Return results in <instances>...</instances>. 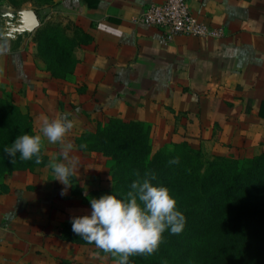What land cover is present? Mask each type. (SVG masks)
I'll return each mask as SVG.
<instances>
[{
	"label": "crops",
	"instance_id": "0c3cea01",
	"mask_svg": "<svg viewBox=\"0 0 264 264\" xmlns=\"http://www.w3.org/2000/svg\"><path fill=\"white\" fill-rule=\"evenodd\" d=\"M164 2L49 0L33 7L29 0H0V96L25 110L34 134L44 118L71 113L66 140L78 159L71 182L85 176L86 165L108 166L107 157L85 149L83 136L109 120L140 123L165 142L177 137L199 147L215 138V147L264 153V0H187L192 16L219 36L169 42L159 29L132 23L146 6ZM19 10L38 18L30 34L18 32L12 14ZM45 26H57L76 44L66 79L31 60ZM42 151L45 166L0 177V264H95L92 245L69 233L81 192L71 183L72 196L63 199L64 186L48 167L62 159L60 146Z\"/></svg>",
	"mask_w": 264,
	"mask_h": 264
},
{
	"label": "trees",
	"instance_id": "16d2710c",
	"mask_svg": "<svg viewBox=\"0 0 264 264\" xmlns=\"http://www.w3.org/2000/svg\"><path fill=\"white\" fill-rule=\"evenodd\" d=\"M42 3H49V0ZM37 44L39 56L53 77L66 79L72 74L76 64L73 56L76 44L64 37L63 30L57 26H45L38 32ZM14 105L13 102L0 100V177L5 173L32 171L47 164L43 151L40 164L34 160L12 159L4 153L3 147L10 145L18 135L25 132L34 134L30 117L21 114ZM14 109L17 113L12 111ZM148 136V130L140 123L109 120L104 126L98 125L94 133L83 137L87 142L85 149L113 161L110 178L118 194L129 190L131 182L137 178L135 173L143 176L145 172H153L156 175L153 183L168 187L187 223L197 225L206 216L215 214V206L222 204L223 200L228 201L232 194L245 199L240 201V206L237 204L238 212L234 213L232 220L245 221L264 215V153L242 163L217 157L215 162L204 166L199 157L200 150L187 141L174 144L170 152L157 150L151 154ZM173 157H179V164H168ZM195 189L199 192L195 193ZM69 233L82 244L95 245L74 234L72 229ZM187 235V231L171 234L167 248L163 246L161 251L157 250L151 256H132L131 264L137 260L138 264L142 261L145 264H173V258H186L187 250L182 252L179 243L182 239L186 240ZM207 236L211 238H207L205 246L212 242L215 251L223 248L220 250L221 257L215 253L220 264H264V237L256 242L231 236L228 231ZM201 243L204 244L203 240ZM183 260L176 262L183 264Z\"/></svg>",
	"mask_w": 264,
	"mask_h": 264
},
{
	"label": "clouds",
	"instance_id": "9594fccd",
	"mask_svg": "<svg viewBox=\"0 0 264 264\" xmlns=\"http://www.w3.org/2000/svg\"><path fill=\"white\" fill-rule=\"evenodd\" d=\"M71 113H62L56 118H44L40 134L27 132L18 135L10 145L3 147L4 153L12 159L34 160L41 163V151L46 141L60 146L61 160L52 159L48 163L53 179L64 187L61 195L67 193L71 177L78 167V159L70 156L73 143L66 136L74 127ZM83 147V145H81ZM179 157L168 161L169 165L179 164ZM126 193L101 195L90 199L88 214L73 216L72 232L98 249L118 257L117 264H131L130 257L151 256L157 252L163 234H179L186 223L183 212L168 187L154 184L156 175L145 172L135 173Z\"/></svg>",
	"mask_w": 264,
	"mask_h": 264
},
{
	"label": "rangeland",
	"instance_id": "374dc122",
	"mask_svg": "<svg viewBox=\"0 0 264 264\" xmlns=\"http://www.w3.org/2000/svg\"><path fill=\"white\" fill-rule=\"evenodd\" d=\"M4 1V0H3ZM7 1H12L15 5H21L26 0H5V3ZM33 2V7L35 6H41L43 0H29ZM23 5V4H22ZM28 5V4H27ZM66 26V24H64ZM31 60L37 61L38 64H42V60L38 57L39 52L37 46L34 47V49L30 52ZM44 66V65H43ZM21 90V88L16 87L13 88L17 93ZM4 95V94H3ZM6 98V95L5 97ZM3 96H0V100H4L6 102H13V99L6 98L4 99ZM15 103V102H13ZM15 106V105H14ZM18 107V105L16 104ZM16 107V108H17ZM19 109V108H18ZM14 113L16 110H12ZM24 112L25 110L22 109ZM21 110L19 112L22 113ZM17 113V112H16ZM4 120V119H2ZM107 122H103L102 124H95L93 123V126L99 125L104 126ZM95 124V125H94ZM149 144L151 145V154L156 152L157 150H162L166 152H170L173 150V146L176 143H180V141H176L177 137L174 139H171L168 141H163L162 138L155 139V132H149ZM49 143L44 141L43 146L46 147ZM43 148V147H42ZM195 149L200 150L199 157L201 161L204 163V166L208 165L209 162H215V158L219 157L221 159L225 160H232V161H239L242 163L245 160L252 159L253 157L259 156L261 154L257 153L259 148H253V149H247L244 147H237V148H231L228 147H215V138L210 139L209 141H205L200 144L199 147H195ZM113 165V161L108 162V166L104 170L99 171L100 165L90 164L86 165L84 168L86 170V174L81 179H76L79 177V172L77 171L76 174V180H73L71 183L75 187V191L81 192V194H77L81 197L80 201H76V205H73L72 213L74 216H80L84 214H88L90 212V199L91 198H99L101 195L104 194H111L112 192L118 193L115 189V185L111 181L110 175H111V167ZM52 177V174L50 175V178ZM49 178V177H48ZM45 181V185L47 186L49 181ZM48 182V183H47ZM86 185V187H84ZM83 192V193H82ZM199 192L198 189H195V193ZM71 192H68L67 195L61 196L63 199H68V196H72ZM191 196V195H190ZM226 199V198H224ZM227 200H223L222 204H218L215 207L217 208L214 212L215 214H211V216H206L199 224H194L192 222L185 223L184 228L182 232L187 231L188 232V238L184 235L183 241H180L179 247L182 252L184 250H187L188 256L186 258H173L172 263L173 264H179L176 261L183 260V264H220L219 257L217 254L220 255V250L223 248H217L215 251V244L213 245L211 242V245H206L208 243L207 238H211L210 236L213 233H223V231H228L231 236L236 235L240 239H250V240H256V242H260L263 240L264 237V215L262 216H256L253 217V219L248 220H232L235 216L234 213L238 212L237 204L240 206V201H244L245 199L238 196V195H231L230 198H227ZM191 201V197L190 200ZM194 202V201H192ZM189 206H191V203H189ZM227 221V222H226ZM225 222V224H222ZM185 230V231H184ZM180 232V234H182ZM171 233L166 231L163 234V239L160 243L158 251H161L163 246L166 248L170 244ZM188 239V240H187ZM215 239V238H214ZM204 242L202 244L201 242ZM224 247V244H223ZM187 248V249H186ZM91 251V254H93L92 258L95 264H117L118 257H113L109 253L103 252V250L98 249L95 245H92L89 249ZM225 252V251H224ZM100 254V255H99ZM222 255H220L221 257ZM216 260V261H215ZM142 261V260H141ZM137 262L133 264H138ZM142 264H145L144 261H142Z\"/></svg>",
	"mask_w": 264,
	"mask_h": 264
},
{
	"label": "built area",
	"instance_id": "2783aa9c",
	"mask_svg": "<svg viewBox=\"0 0 264 264\" xmlns=\"http://www.w3.org/2000/svg\"><path fill=\"white\" fill-rule=\"evenodd\" d=\"M132 23L159 29L166 42L176 36H219V32L209 29L192 16L187 0H165L162 4H150L132 19Z\"/></svg>",
	"mask_w": 264,
	"mask_h": 264
},
{
	"label": "water",
	"instance_id": "95a60500",
	"mask_svg": "<svg viewBox=\"0 0 264 264\" xmlns=\"http://www.w3.org/2000/svg\"><path fill=\"white\" fill-rule=\"evenodd\" d=\"M12 15L15 17L18 32L30 34L39 27L38 18L32 10H19Z\"/></svg>",
	"mask_w": 264,
	"mask_h": 264
}]
</instances>
